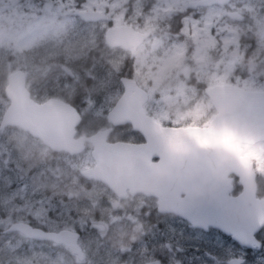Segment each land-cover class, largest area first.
I'll return each instance as SVG.
<instances>
[{"label":"rangeland","instance_id":"1","mask_svg":"<svg viewBox=\"0 0 264 264\" xmlns=\"http://www.w3.org/2000/svg\"><path fill=\"white\" fill-rule=\"evenodd\" d=\"M189 1L0 0V92L6 75L16 69L30 81L46 82L45 91L55 85L68 88L62 97L70 100L73 92L84 116L82 130H88L106 119L105 111L118 93L116 76L126 70L146 91L145 110L159 124L206 125L213 114L206 116V111L214 109L197 85L233 83L245 90H264V77L250 76L239 59L241 52L248 55L264 48V0L188 8ZM85 11L107 20L84 21L80 14ZM229 11L242 20L229 19ZM115 25L148 34L134 58L123 65L126 54L103 53V43L94 48L97 55L88 57L93 42ZM62 65L71 70L70 76L58 73ZM164 97L181 98L180 111L168 113ZM7 104L0 95V115ZM243 153L254 162L253 171L263 186L264 141L245 146ZM90 163L87 155H52L18 128L0 131V264H111L122 252L130 253L132 264H140L143 235H206L178 218L155 217L151 210L141 209L151 207L150 202L133 197L112 201L98 186L86 190L75 172ZM20 221L80 232L82 258L60 245H37L39 241L6 230ZM118 239L125 247L116 244ZM258 260L264 264V255Z\"/></svg>","mask_w":264,"mask_h":264},{"label":"water","instance_id":"2","mask_svg":"<svg viewBox=\"0 0 264 264\" xmlns=\"http://www.w3.org/2000/svg\"><path fill=\"white\" fill-rule=\"evenodd\" d=\"M229 0H192L188 8L221 6ZM84 20L97 21L102 16L85 11ZM230 12L231 20L239 19ZM148 34L118 25L103 34L109 47H121L133 57ZM122 91L106 112L112 125L128 124L141 143L104 142V134L95 132L73 139L79 114L67 103L47 99L32 101L24 86V75L15 70L7 74L3 93L8 101L0 115V130L16 127L38 139L53 152L73 155L81 152L83 141L92 145V166L79 174L99 181L107 189L143 193L157 199L156 212L173 214L191 226H210L236 242L251 246L259 241L253 236L264 225V200L255 197V174L247 156L240 155V145L264 140V91H249L231 84H213L202 89L214 112L206 125H161L145 115L142 105L145 91L128 78H120ZM154 159V160H153ZM166 168L171 179L157 175ZM229 174L238 178L241 192L229 197ZM200 189V194H193ZM29 239L62 244L80 256L78 234L67 229L46 231L26 222L7 227Z\"/></svg>","mask_w":264,"mask_h":264},{"label":"flooded vegetation","instance_id":"3","mask_svg":"<svg viewBox=\"0 0 264 264\" xmlns=\"http://www.w3.org/2000/svg\"><path fill=\"white\" fill-rule=\"evenodd\" d=\"M230 1L231 0H229V2ZM228 3L221 5V6L227 7ZM44 8L46 10L49 9V7L47 5H45ZM228 10L229 9H227V11ZM230 12H234V11H229L227 13V17H228V14ZM80 16H81V14H80ZM101 16H102V18L101 17L98 18V20H97L98 22H102L104 20H107L104 15H101ZM241 20H242V18H241V16H239V19H237L235 21H241ZM115 26H118V25H115ZM126 26H128V25H126ZM108 27H110V26H108ZM101 43H103L105 46L101 45ZM98 46H100L102 48L103 53H106L108 51L111 52V51H115V50H121L122 53L124 54V56L126 54V58H124L123 65L126 64L127 61H131L134 58L136 50L139 47L138 46L136 48L134 56L131 57L130 53L128 51L122 49L121 47H109L104 42V39L102 37V40H96L95 42H93L92 48L88 51V57H91L92 55H97L96 50H94V48L98 47ZM104 48H106V49H104ZM16 70H19V69H16ZM19 71H21V70H19ZM11 72H13V71H11ZM21 72L24 75L25 89L27 90L28 96L32 101H34L36 103H42L47 99L53 98V99H57V100H60L64 103L69 104L70 106H72L76 110V112L79 114L80 119H79L78 124L74 127L73 139H77L80 137H87L91 134H94L95 132H102L104 134V142L107 144H112L115 142H123V143L126 142V143H135L136 144V143L142 142V138L136 132L132 131L128 124L112 125L107 121V118H106V112L111 108V106L113 105V103L115 102V100L117 99V97L120 95V93L122 91L120 78L131 79L132 81H134V83L136 84L137 87H139L140 89L145 91L143 88H141L136 83L135 79L133 78V75H131V74L129 75L126 70L120 71L118 73V75L116 76L118 93L113 98V100L109 103L108 109L105 111V118L106 119L105 120L103 119V122H101V125H98V126L95 125L97 127H94V128L90 127L88 130L87 129L82 130V124L83 125L85 124L84 116L80 112L78 105L75 102L76 100H74L75 96H74L73 92L71 93V99L66 101L65 98L62 97V94L68 88H61V85L60 86L55 85L53 88L50 89L51 91H45L43 89L49 90V88H46L47 86H44V83H46V82H40V81L33 80V79H32V81H33L32 82V81H30V78H28L29 76L26 75L24 71H21ZM59 72L64 73L67 76L71 75V70L65 65H62L60 67V70L58 71V73ZM5 79H6V77H5ZM4 82L5 81L3 80L2 84H1V92H0L1 96L4 95V93H3V88L5 85ZM226 84H231V85H234L236 87H239L238 85H235L233 83H226ZM113 91H115L114 86H113ZM249 91H264V90H249ZM146 102H147V99H146L145 103L142 105V110H143L145 115H148L149 117L152 118V116L149 115L145 110L146 109V107H145ZM152 120H154V119H152ZM100 121H101V119H100ZM104 121L107 122V124L104 125ZM155 122H157V121H155ZM6 128H8V127H6ZM21 132H23V131H21ZM23 133H25V132H23ZM25 134H27V133H25ZM30 138H32V137H30ZM32 139H35V138H32ZM35 140H38V139H35ZM254 144H256V143H254ZM42 146L52 155L62 153L64 155L68 156L69 158H73V159L77 158L80 155H87L89 157V159L91 160L90 151L92 149V145L90 143H88L87 141H83L81 152H79L77 154H73V155H68L66 152H53L49 148L44 146L43 144H42ZM245 146H251V145H240V147H241L240 155L247 156L243 153V148ZM247 157L252 164V171H253L254 162L252 161V159L249 156H247ZM92 164H93V162L90 163V165L88 167L92 166ZM88 167H86V168H88ZM86 168H84V169H86ZM80 170H83V169H78L75 173L78 175L80 181H83L84 187L86 188V190H92L93 186H98V187H102L103 189L106 190V192L110 195L112 201L115 200V201L119 202V201L125 200L126 198H132L133 197V198L140 200L144 204H145V202H150L151 207L146 208V206H144L141 209H144V211L146 210L145 212H147V210H151L149 212H151L155 217L173 216L175 218H178L179 221L184 223L186 226H188L193 231L199 232L201 234L206 233V235H143L144 245H143V247H141L140 256H142V258L140 260L141 261L140 264H262V262L261 263L259 262L258 258L260 255H264V235H262V232L264 231V225L257 232H255L253 235L255 237V239L257 241H259L258 245H255V243H253V245H251V246H245V245H242V244L236 242L235 240H233L230 237V235H224L221 232H219L218 230H216L210 226H206L205 229L193 227L187 221L182 220L173 214H160V213L156 212V201H157V199L151 195H145L143 193L131 194L127 190H124V192H122L119 189H116V193L119 194V196H117L112 191L107 189L106 186L103 185L102 183H100L99 181H96V180H93L89 177H84V176L80 175L79 174ZM226 178L228 179V185L230 186L228 196L229 197L237 196L241 192V186L238 183V178L236 176H234L233 174H229ZM254 180H255V197L258 199L264 200L263 196H259L260 194H262L264 192V185L260 186L259 178L257 177V175L255 176ZM106 201H107V198H105V202ZM105 206H107V205H105ZM149 220L151 222H154V218H152V217H150ZM20 222H24V221H20ZM26 223H28V222H26ZM28 224L33 226V227H37L31 223H28ZM38 228H41V229L46 230V231H58V230H53V229H44L42 227H38ZM67 230H69V229H67ZM70 231L78 234V237H77V240H78L80 232L74 231V230H70ZM9 233H15V232H9ZM26 240H29V241L31 240L32 242L39 241V242H37L38 243L37 245H40V244L44 245V246H50V245L58 246V245H60V246L64 247L62 244L53 243V242L47 241V240H35V239H29V238H26ZM64 248L70 254L75 255L78 259L82 258L83 254H82L81 249H80V256H79L77 254L71 253L66 247H64ZM116 260H118L117 263L115 262ZM111 261H112L111 264H132V259H131L129 252H126V253L122 252L121 255L119 256V258H112Z\"/></svg>","mask_w":264,"mask_h":264},{"label":"clouds","instance_id":"4","mask_svg":"<svg viewBox=\"0 0 264 264\" xmlns=\"http://www.w3.org/2000/svg\"><path fill=\"white\" fill-rule=\"evenodd\" d=\"M239 59L244 67L247 69L250 76L264 77V48L257 49L251 54L245 55V53H239ZM241 84L247 83V80H241L240 77H236ZM164 103L168 108V113L176 114L180 111V106L183 100L179 97H164ZM157 175L162 179H171L172 173L166 168L159 169ZM193 194H200V189H194ZM131 239L135 240L136 237L133 236ZM116 244L123 248L125 244L121 240H116Z\"/></svg>","mask_w":264,"mask_h":264},{"label":"trees","instance_id":"5","mask_svg":"<svg viewBox=\"0 0 264 264\" xmlns=\"http://www.w3.org/2000/svg\"><path fill=\"white\" fill-rule=\"evenodd\" d=\"M198 86V89L200 90V91H202V85H197ZM213 113V110L212 109H209V110H207L206 111V116H208V115H210V114H212Z\"/></svg>","mask_w":264,"mask_h":264}]
</instances>
